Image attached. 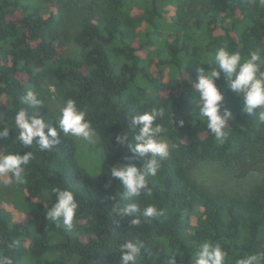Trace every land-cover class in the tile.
I'll list each match as a JSON object with an SVG mask.
<instances>
[{
  "label": "trees",
  "instance_id": "obj_1",
  "mask_svg": "<svg viewBox=\"0 0 264 264\" xmlns=\"http://www.w3.org/2000/svg\"><path fill=\"white\" fill-rule=\"evenodd\" d=\"M70 44L77 55H68ZM225 44L242 56L260 51L264 59L259 0H0V121L10 127L1 141L17 151L14 117L21 109L29 116L38 112L55 127L47 103L53 92L63 105L74 99L86 111L104 153L99 173L91 176L76 160L70 136L61 135L49 151L35 140L31 148L21 146L33 153L25 169V198L39 212L26 223L15 221L0 203V249L20 241L9 253L14 264L25 253L33 264H119L125 241L142 245L137 264H168L173 249L183 256L176 264H192V251L205 240L222 245L228 264L264 251V123L243 112L221 73L215 81L223 93L221 114L227 108L233 119L225 142L217 144L206 121L199 120L192 85L196 68L210 70L215 50ZM28 90L41 106L23 102ZM154 107L163 112L156 122L170 155L149 177L150 194L128 200L110 168L140 162L116 136L128 131L132 115ZM201 161L234 167L239 177L250 171L262 175L245 195L212 193L191 175ZM53 187L72 190L79 202L71 229L46 218ZM133 202L140 208L138 225L131 224L134 217L112 211L114 204ZM148 205L160 215L143 217Z\"/></svg>",
  "mask_w": 264,
  "mask_h": 264
},
{
  "label": "clouds",
  "instance_id": "obj_2",
  "mask_svg": "<svg viewBox=\"0 0 264 264\" xmlns=\"http://www.w3.org/2000/svg\"><path fill=\"white\" fill-rule=\"evenodd\" d=\"M264 7V0H259ZM213 66L205 71L203 67H197L195 92L198 93L200 105L198 116L200 121H206L208 131L214 136L217 144H223L228 135L229 122L233 114L225 108L221 114L223 93L216 86L215 81L223 73L227 77V88L242 102L243 112L255 114L259 122L264 123V59L260 51H251L242 56L239 51H231L225 44L217 48L212 57ZM205 64V63H201ZM209 65V63H206ZM32 108H38L42 101L32 90L26 91L22 98ZM163 112L157 108L150 111L132 115L129 118L128 131L116 136V142L126 148L139 160V166L123 165L117 163L110 168V177L118 179L123 186L122 196L125 199L135 201L142 193L150 194L148 186L149 177H154L160 170L161 161L170 155V146L162 135L164 129L157 118ZM15 125L18 134L12 140L17 151L10 152L11 146L0 150V177H3L4 185H23L26 182V167L33 159L31 151H22L23 148H31L35 144L42 151H49L60 142V136H73L87 142H93L96 135L86 111L78 108L74 99L64 102L55 127L51 122H45L38 112L29 116L21 109L16 112ZM183 124V121H180ZM47 129V131H45ZM10 127L0 121V140L9 137ZM131 135V140L128 139ZM22 146V147H21ZM51 192L55 200L46 211V218L52 222L62 223L67 229H71L79 208V202L72 190L53 187ZM48 194L45 193V199ZM114 199V197L112 198ZM112 211L124 218L134 217L132 225H138L141 221L137 212H140L138 203L114 204ZM141 215L152 219L160 215L154 205L146 206ZM20 244L17 239L6 242L0 249V264H14L9 254ZM142 245L135 241H125L119 246V264H137V258L141 255ZM182 261L183 256L176 249L172 250L168 264H176L177 258ZM192 264H228V253L219 242L205 240L199 243L191 253ZM234 264H264V251L243 254L234 260Z\"/></svg>",
  "mask_w": 264,
  "mask_h": 264
},
{
  "label": "rangeland",
  "instance_id": "obj_3",
  "mask_svg": "<svg viewBox=\"0 0 264 264\" xmlns=\"http://www.w3.org/2000/svg\"><path fill=\"white\" fill-rule=\"evenodd\" d=\"M77 52L78 48L74 44H70L68 55L75 56ZM50 91L52 92L53 89L51 88ZM47 103L58 119L60 110L63 107L62 102L52 92L49 94ZM70 137L74 139L76 144V160L91 176H96L104 159L98 136L95 135L91 143L77 137ZM4 146H6V142L0 140V150ZM190 172L192 177L210 192L230 195H245L250 186L262 175L257 171H250L244 177H239L234 167H227L216 161L198 162ZM3 179V177H0V203L9 211L15 221L24 223L30 221L39 212L38 204L25 198L23 185L14 186L10 184L6 186ZM18 264L33 263L29 258V254L25 253Z\"/></svg>",
  "mask_w": 264,
  "mask_h": 264
}]
</instances>
